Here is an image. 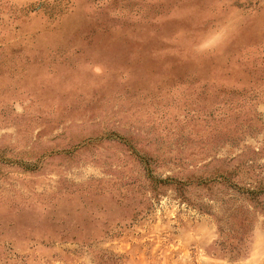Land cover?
<instances>
[{
	"label": "rangeland",
	"instance_id": "obj_1",
	"mask_svg": "<svg viewBox=\"0 0 264 264\" xmlns=\"http://www.w3.org/2000/svg\"><path fill=\"white\" fill-rule=\"evenodd\" d=\"M0 264H264V0H0Z\"/></svg>",
	"mask_w": 264,
	"mask_h": 264
}]
</instances>
